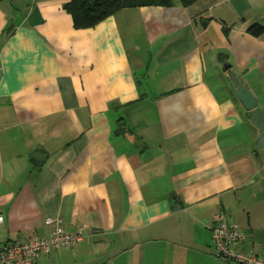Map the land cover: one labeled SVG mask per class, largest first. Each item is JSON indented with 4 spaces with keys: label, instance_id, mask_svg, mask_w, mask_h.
<instances>
[{
    "label": "crops",
    "instance_id": "obj_1",
    "mask_svg": "<svg viewBox=\"0 0 264 264\" xmlns=\"http://www.w3.org/2000/svg\"><path fill=\"white\" fill-rule=\"evenodd\" d=\"M71 0H0V246L82 230L37 264H237L224 215L264 258V0H172L77 30ZM193 1V2H192Z\"/></svg>",
    "mask_w": 264,
    "mask_h": 264
},
{
    "label": "built area",
    "instance_id": "obj_2",
    "mask_svg": "<svg viewBox=\"0 0 264 264\" xmlns=\"http://www.w3.org/2000/svg\"><path fill=\"white\" fill-rule=\"evenodd\" d=\"M216 219L218 224L211 229V234L220 258L237 264H264V258L238 249L244 242L245 235L236 223H228L224 215H218ZM2 223L3 217L0 216V224ZM46 225L50 232L45 238L0 246V264H37L41 255L62 248H77L84 241L83 231L67 232L60 216L48 218Z\"/></svg>",
    "mask_w": 264,
    "mask_h": 264
},
{
    "label": "trees",
    "instance_id": "obj_3",
    "mask_svg": "<svg viewBox=\"0 0 264 264\" xmlns=\"http://www.w3.org/2000/svg\"><path fill=\"white\" fill-rule=\"evenodd\" d=\"M185 2L189 3L191 0ZM172 4V0H71L64 5V9L72 17L74 28L85 30L95 28L122 9L167 7ZM263 31V27L251 29L254 35H259Z\"/></svg>",
    "mask_w": 264,
    "mask_h": 264
},
{
    "label": "water",
    "instance_id": "obj_4",
    "mask_svg": "<svg viewBox=\"0 0 264 264\" xmlns=\"http://www.w3.org/2000/svg\"><path fill=\"white\" fill-rule=\"evenodd\" d=\"M230 80L235 89V96L249 113L250 122L257 128L259 136L256 140V150L264 149V110L259 108L256 96L248 89L237 75H232Z\"/></svg>",
    "mask_w": 264,
    "mask_h": 264
}]
</instances>
